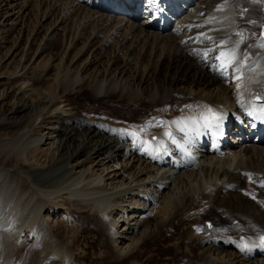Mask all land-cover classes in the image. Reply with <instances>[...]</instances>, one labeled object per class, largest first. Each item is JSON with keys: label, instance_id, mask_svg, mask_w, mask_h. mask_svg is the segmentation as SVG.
I'll use <instances>...</instances> for the list:
<instances>
[{"label": "bare ground", "instance_id": "bare-ground-1", "mask_svg": "<svg viewBox=\"0 0 264 264\" xmlns=\"http://www.w3.org/2000/svg\"><path fill=\"white\" fill-rule=\"evenodd\" d=\"M245 1L155 0L156 15L116 0H0V264H264V47L254 24L264 0ZM46 5L42 20L59 16L33 57L70 16L66 50L80 46L53 86L31 95L11 82L43 31L26 18ZM233 48L222 71L217 57ZM145 106L149 116L130 122ZM209 109L219 120L205 128ZM201 126L216 133L212 145L197 139ZM185 136L180 152L172 137ZM211 208L218 218L202 219ZM155 240L163 245L144 249Z\"/></svg>", "mask_w": 264, "mask_h": 264}, {"label": "rangeland", "instance_id": "rangeland-1", "mask_svg": "<svg viewBox=\"0 0 264 264\" xmlns=\"http://www.w3.org/2000/svg\"><path fill=\"white\" fill-rule=\"evenodd\" d=\"M237 1H238L239 4L242 5V8L245 9L246 1L245 0H241V1L237 0ZM46 7H47V5L44 6L43 8H41L38 11H36V10L33 11L32 10L31 13L28 14V17L26 18L27 21L29 22V28L35 26L36 24H38L40 22L43 25V31L40 32L39 36L37 37L36 44H34L32 46V50H31L32 52L30 54L28 62H25V64H27V67H26V69H24L22 80L20 79V80H17L15 82L12 81L11 82L12 84L10 83L11 85L16 86L17 88H21L22 90L26 89L27 90L26 93L27 94L30 93L31 95L35 94L37 91H43L46 88H48L49 86L52 87L53 84H54V81H55L56 69L58 67L65 66V64L69 62V60L72 57V55H74V53L77 52L76 50L80 46V44L77 43L78 45L74 44L75 47H72V48H69V49L66 50L67 44L73 43V41H74V33H75V30H76L75 29L76 26L73 28V30L70 29V27H71L70 24H71L72 18H73L72 16H70V21H67V20L64 21L63 20V22L61 23L63 26L64 25L68 26V28H69L68 30L69 31L67 30L64 33L63 36H58L56 39L52 40L50 42V44L48 45L47 49L43 53H41V54H39L37 56L35 55L33 57V54H34V52H35V50L37 48L36 46L39 45V44L42 45V44L45 43V41H46L45 40V35H44L45 32H47L49 29L52 28L51 26L54 24V22L57 21L58 16H59V10H57L56 12H53V14H51L46 20H42L43 12H45V11H47L49 9L48 8L49 6L47 8ZM249 20H250V18H249ZM262 22H263L262 19H260V20L258 19V21L254 20V24L256 25V27H258L259 31L264 34V23L262 24ZM25 38H27V37L25 36L24 39ZM24 39H23V44H25V40ZM28 44H29V42L25 46L26 49L28 48ZM253 53L254 52H252L249 55V57ZM87 55H88V53L85 54L82 57V59L85 58ZM20 57H21V54H20ZM30 59H32V60H31L30 64H28ZM62 59H63V61L60 63V61ZM82 61L83 60H81L80 63ZM17 63H18L17 59H14L10 64H8L5 67V69H7L6 72H5L6 76H8V77H12L13 76L12 67H14L15 64H17ZM162 66L163 65L160 66L161 69H163ZM36 73H41V75H43L41 77V79L35 80L33 78V75L36 74ZM81 100H83V99L81 98ZM182 104H183V102L180 101V100H177V101L173 102V105L176 106V107H180ZM120 109H122V108H120ZM116 111H117V109H116ZM151 112H152V109L150 107H148V106H145L143 109L139 110L136 115L131 116V118H133V117L134 118L130 122L138 123L139 121H141L145 117L149 116V113H151ZM162 120H165V118H162ZM25 122L26 121H24L23 124H25ZM124 122H126V121H124ZM160 123H162V122H160ZM12 134L13 133H10L9 136H11ZM25 166L26 165L22 166L21 169H17V172L23 178V181L25 183H27V182H29V177H28V174H26L27 173V171H26L27 170V166L26 167ZM216 210H217L216 208H211L210 210L205 211L204 214H203L202 219H209V218L215 217V211ZM50 216H49L50 217L49 219H50V223H51L52 222L51 219L53 217H52V215H50ZM193 218H195V216ZM215 218H218V217L216 216ZM222 219H224L223 222L225 223V222H227L228 217L222 215ZM60 220L63 223L65 222L66 226L68 227L65 230L66 233H70L73 229H75V228H73V226H71V222H70L71 221V217H69V215L61 216ZM91 222L83 220V225H85V224H87V225L90 224L91 225ZM175 227H177L176 224H175ZM98 233L100 234V236H102L104 234V229L101 228L98 231ZM216 235L214 234L215 239L219 240V239L223 238L220 235H218V236H216ZM160 245H163L162 241H157V240L150 241L144 246V249L147 250V249H150V248H153V247L154 248L155 247L159 248ZM200 246H201V244L196 246L197 248L194 247L193 251L194 252L198 251L200 249ZM93 247H94V250H96V253H98L97 248H99V244L98 243H94ZM24 249L25 248H23V250ZM88 253H90V252H88ZM87 256H89V258H90V255H87ZM164 256H165L164 254H161V255L159 254V257L163 258ZM87 263L93 264V262L90 261V260L87 261ZM121 264H127V261L124 260ZM148 264H166V263H164V262H162V261H160L158 259L156 260L155 257H154L152 260H150L148 262ZM172 264H178V262L177 263H172ZM181 264H197V263H191L186 258H183Z\"/></svg>", "mask_w": 264, "mask_h": 264}, {"label": "snow or ice", "instance_id": "snow-or-ice-1", "mask_svg": "<svg viewBox=\"0 0 264 264\" xmlns=\"http://www.w3.org/2000/svg\"><path fill=\"white\" fill-rule=\"evenodd\" d=\"M153 2H155V0H153ZM237 35L240 36V40L237 44V47L239 45V43H243L245 37L243 36L242 33H237ZM223 43V42H222ZM261 46L264 47V34H262L261 37ZM218 60L221 61V65L220 68L221 70H226L228 67H230L234 62H236V49H230L227 51H221L220 55L217 57ZM262 111H264V109H262ZM209 114L208 115H204L201 117V120L204 121V127L205 128H209L212 127L214 123H218L219 118L217 117V115L215 113H213L211 111V109L208 110ZM249 115H252V113H249ZM264 118V117H262ZM168 136H171V133H165ZM260 240L262 242H264V236L260 237ZM238 247L240 248V250L242 252L244 251H248L249 249V245L245 244V243H241L240 245H238Z\"/></svg>", "mask_w": 264, "mask_h": 264}]
</instances>
